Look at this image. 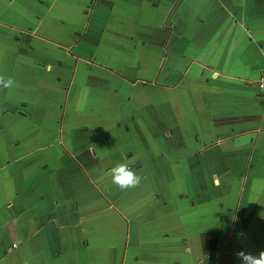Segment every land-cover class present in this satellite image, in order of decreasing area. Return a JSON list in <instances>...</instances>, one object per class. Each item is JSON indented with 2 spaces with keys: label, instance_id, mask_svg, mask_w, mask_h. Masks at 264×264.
<instances>
[{
  "label": "crops",
  "instance_id": "0c3cea01",
  "mask_svg": "<svg viewBox=\"0 0 264 264\" xmlns=\"http://www.w3.org/2000/svg\"><path fill=\"white\" fill-rule=\"evenodd\" d=\"M263 59L264 0H0V264L258 255Z\"/></svg>",
  "mask_w": 264,
  "mask_h": 264
},
{
  "label": "clouds",
  "instance_id": "9594fccd",
  "mask_svg": "<svg viewBox=\"0 0 264 264\" xmlns=\"http://www.w3.org/2000/svg\"><path fill=\"white\" fill-rule=\"evenodd\" d=\"M14 86H16V81L12 77L5 78L3 74H0V88L12 89ZM111 180L121 190H126L138 186L141 176L128 164L119 163L111 169ZM235 255L241 264H264V250L260 251L258 255L239 250Z\"/></svg>",
  "mask_w": 264,
  "mask_h": 264
},
{
  "label": "built area",
  "instance_id": "2783aa9c",
  "mask_svg": "<svg viewBox=\"0 0 264 264\" xmlns=\"http://www.w3.org/2000/svg\"><path fill=\"white\" fill-rule=\"evenodd\" d=\"M256 89H257L258 96L264 102V59H263L262 71L260 72V74L256 80Z\"/></svg>",
  "mask_w": 264,
  "mask_h": 264
}]
</instances>
